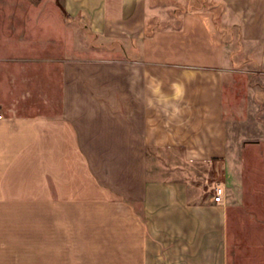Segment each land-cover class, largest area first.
<instances>
[{
    "label": "crops",
    "instance_id": "1",
    "mask_svg": "<svg viewBox=\"0 0 264 264\" xmlns=\"http://www.w3.org/2000/svg\"><path fill=\"white\" fill-rule=\"evenodd\" d=\"M239 55L264 0H0V264H230L227 204L157 162L226 156Z\"/></svg>",
    "mask_w": 264,
    "mask_h": 264
},
{
    "label": "rangeland",
    "instance_id": "2",
    "mask_svg": "<svg viewBox=\"0 0 264 264\" xmlns=\"http://www.w3.org/2000/svg\"><path fill=\"white\" fill-rule=\"evenodd\" d=\"M236 59L235 71L225 79L226 156L187 162L161 153L165 158L157 164L172 171L171 178L188 179L207 194L227 179L230 264H264V74L254 72L242 56Z\"/></svg>",
    "mask_w": 264,
    "mask_h": 264
},
{
    "label": "built area",
    "instance_id": "3",
    "mask_svg": "<svg viewBox=\"0 0 264 264\" xmlns=\"http://www.w3.org/2000/svg\"><path fill=\"white\" fill-rule=\"evenodd\" d=\"M212 191H213V201L216 203H222L224 201V196H225V186L217 182L215 185L212 186Z\"/></svg>",
    "mask_w": 264,
    "mask_h": 264
}]
</instances>
